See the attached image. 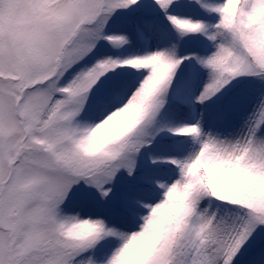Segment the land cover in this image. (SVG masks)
Returning <instances> with one entry per match:
<instances>
[{"label": "snow or ice", "instance_id": "obj_1", "mask_svg": "<svg viewBox=\"0 0 264 264\" xmlns=\"http://www.w3.org/2000/svg\"><path fill=\"white\" fill-rule=\"evenodd\" d=\"M0 264H264V0H0Z\"/></svg>", "mask_w": 264, "mask_h": 264}]
</instances>
